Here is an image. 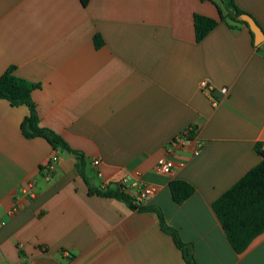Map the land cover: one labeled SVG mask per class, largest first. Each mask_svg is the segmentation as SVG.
<instances>
[{"label": "crops", "instance_id": "obj_1", "mask_svg": "<svg viewBox=\"0 0 264 264\" xmlns=\"http://www.w3.org/2000/svg\"><path fill=\"white\" fill-rule=\"evenodd\" d=\"M234 1L264 33V0ZM194 15L219 20L208 0H0V76L12 66L39 84V126L85 160L84 180L72 156L22 136L26 106L0 99V264H185L155 212L88 193L124 179L156 189L133 204L160 210L196 264H264V233L238 255L211 207L260 162L264 55L239 24L220 22L196 42ZM188 130L169 156L172 175L158 173ZM173 180L194 188L180 205Z\"/></svg>", "mask_w": 264, "mask_h": 264}, {"label": "trees", "instance_id": "obj_2", "mask_svg": "<svg viewBox=\"0 0 264 264\" xmlns=\"http://www.w3.org/2000/svg\"><path fill=\"white\" fill-rule=\"evenodd\" d=\"M78 1L83 7H86L89 0ZM208 1L216 6L219 20L201 15H194L193 27L196 42L203 40L204 37L221 22L226 24L231 30H236L235 25L237 24L246 27L253 44V36L248 27L244 22L238 20L240 15L248 14L240 10L236 6L234 0ZM94 40L96 46L99 45L98 36H96ZM256 49L264 55L262 50L258 47H256ZM13 71L14 68L10 66L0 76V99L6 100L12 107L20 105L27 107L28 115L20 123V132L22 136L26 139L43 138L53 151L72 156L75 159V167L79 175L85 180L83 172L85 160L83 154L77 150L71 149L68 144L52 130L39 126L36 105L31 98V93L35 89H38L40 85L14 76ZM193 137L194 134L192 132L186 136L187 139H192ZM254 150L261 158L260 162L219 196L211 206L230 247L238 255L244 253L254 239L264 233V150L261 148L260 144H256ZM169 191L174 203L180 205L193 195L194 188L185 181L173 180L169 183ZM88 193H96L103 197L117 199L124 202L128 207L139 211L155 212L158 216L161 231L172 238L175 246L182 254L184 263L196 264L193 257L192 246L184 243L179 238L176 230L165 224L162 214L157 208L133 204V199L120 189H106L105 191H94L89 189Z\"/></svg>", "mask_w": 264, "mask_h": 264}, {"label": "built area", "instance_id": "obj_3", "mask_svg": "<svg viewBox=\"0 0 264 264\" xmlns=\"http://www.w3.org/2000/svg\"><path fill=\"white\" fill-rule=\"evenodd\" d=\"M199 87L204 92H210L212 90L209 87L208 82H206V81H201L199 83ZM219 92L221 93L222 96H227V94H228V90L226 88H220ZM188 133H189V130L184 132L183 134H181L179 136H176L174 139H172L168 143V145L166 146V155L167 156L165 158L159 160L158 163L156 164V171L158 173L165 174V175H172L173 170H174V164H173V161L171 160L170 157L174 154L175 148L178 145H182L187 140L186 136ZM56 162H57V156L52 155L47 162L46 169L50 170L51 168H53V166ZM93 165L97 166L98 161L94 160ZM118 189H120L123 193L128 195L130 198H132L133 201L136 203L143 202L145 199H148L149 197H151L156 191V189L154 187L144 186L139 181L127 183V181L125 179L119 183ZM22 191L24 193L28 194V196L32 197L33 196L32 183L28 182L25 185V188L22 189ZM2 224L3 223H1V225Z\"/></svg>", "mask_w": 264, "mask_h": 264}, {"label": "water", "instance_id": "obj_4", "mask_svg": "<svg viewBox=\"0 0 264 264\" xmlns=\"http://www.w3.org/2000/svg\"><path fill=\"white\" fill-rule=\"evenodd\" d=\"M238 20L244 22L253 36V44L264 52V33L255 21L248 15L242 14Z\"/></svg>", "mask_w": 264, "mask_h": 264}]
</instances>
